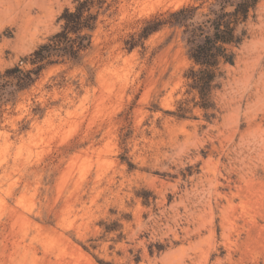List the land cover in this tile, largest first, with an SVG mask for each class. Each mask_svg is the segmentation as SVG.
<instances>
[{
  "label": "rangeland",
  "instance_id": "374dc122",
  "mask_svg": "<svg viewBox=\"0 0 264 264\" xmlns=\"http://www.w3.org/2000/svg\"><path fill=\"white\" fill-rule=\"evenodd\" d=\"M201 3L114 0L78 64L4 107L0 264H264V0L208 109L181 31L140 37ZM75 5L0 0V72L33 70Z\"/></svg>",
  "mask_w": 264,
  "mask_h": 264
},
{
  "label": "trees",
  "instance_id": "16d2710c",
  "mask_svg": "<svg viewBox=\"0 0 264 264\" xmlns=\"http://www.w3.org/2000/svg\"><path fill=\"white\" fill-rule=\"evenodd\" d=\"M197 1L202 3L171 12L164 19L147 21L140 37L146 38L164 26L181 31L186 55L193 62L187 74L191 80L189 87L197 92L200 106L208 109L212 107L210 94L217 87L213 83L220 75V66L233 65L235 54L232 49L244 41L250 13L263 0ZM113 2L75 0L74 10L65 9L59 17V21H63L61 31L30 55V63L36 66L33 70L24 71L16 66L0 72V118L4 107L13 105L16 96L35 82L46 65L64 60L75 64L80 62V53L91 46V33L99 15L105 14Z\"/></svg>",
  "mask_w": 264,
  "mask_h": 264
},
{
  "label": "bare ground",
  "instance_id": "6f19581e",
  "mask_svg": "<svg viewBox=\"0 0 264 264\" xmlns=\"http://www.w3.org/2000/svg\"><path fill=\"white\" fill-rule=\"evenodd\" d=\"M36 24V23H35ZM80 142V141H79Z\"/></svg>",
  "mask_w": 264,
  "mask_h": 264
}]
</instances>
